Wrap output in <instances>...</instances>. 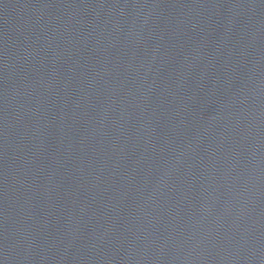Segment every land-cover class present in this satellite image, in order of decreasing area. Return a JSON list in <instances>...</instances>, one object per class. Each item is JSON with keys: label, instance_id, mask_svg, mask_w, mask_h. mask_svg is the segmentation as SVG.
Segmentation results:
<instances>
[{"label": "water", "instance_id": "95a60500", "mask_svg": "<svg viewBox=\"0 0 264 264\" xmlns=\"http://www.w3.org/2000/svg\"><path fill=\"white\" fill-rule=\"evenodd\" d=\"M264 196V0H0V264H220Z\"/></svg>", "mask_w": 264, "mask_h": 264}]
</instances>
